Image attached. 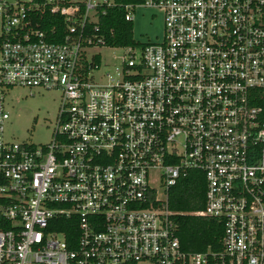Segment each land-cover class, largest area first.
Instances as JSON below:
<instances>
[{"label":"built area","instance_id":"built-area-1","mask_svg":"<svg viewBox=\"0 0 264 264\" xmlns=\"http://www.w3.org/2000/svg\"><path fill=\"white\" fill-rule=\"evenodd\" d=\"M111 7L160 13V41L109 44ZM15 87L60 92L47 143L5 138ZM191 169L219 248L177 236ZM0 264H264V0H0Z\"/></svg>","mask_w":264,"mask_h":264},{"label":"rangeland","instance_id":"rangeland-1","mask_svg":"<svg viewBox=\"0 0 264 264\" xmlns=\"http://www.w3.org/2000/svg\"><path fill=\"white\" fill-rule=\"evenodd\" d=\"M12 1V0H10ZM132 37L140 43L158 42L163 34V20L155 10L137 7L132 11ZM91 52L101 55L100 72H112L124 52L119 47H97ZM9 119L5 123V138L28 144L50 141L60 104V92L42 88H12L7 94Z\"/></svg>","mask_w":264,"mask_h":264},{"label":"trees","instance_id":"trees-1","mask_svg":"<svg viewBox=\"0 0 264 264\" xmlns=\"http://www.w3.org/2000/svg\"><path fill=\"white\" fill-rule=\"evenodd\" d=\"M117 3H135L140 0H115ZM122 7L108 8L105 15L100 17V23L105 31L109 32V44L136 45L132 37L131 22L124 19ZM43 27L45 29L55 23L60 30L63 29V19L58 15H45ZM52 21V22H51ZM51 22V23H50ZM206 181L202 171L191 169L187 174L178 179L176 184L168 191L169 207L178 211L175 218L178 223L177 236L184 250L201 251L208 246L220 247L223 235V222L220 219L189 214L205 205ZM70 221V220H68ZM67 222V221H66ZM67 236H71L69 227L64 228ZM73 233V231H72Z\"/></svg>","mask_w":264,"mask_h":264}]
</instances>
